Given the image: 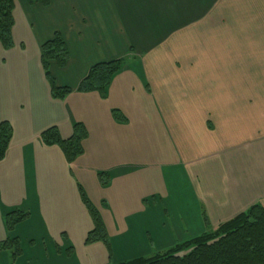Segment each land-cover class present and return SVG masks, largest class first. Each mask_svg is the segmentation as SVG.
<instances>
[{"label": "crops", "instance_id": "0c3cea01", "mask_svg": "<svg viewBox=\"0 0 264 264\" xmlns=\"http://www.w3.org/2000/svg\"><path fill=\"white\" fill-rule=\"evenodd\" d=\"M0 47V264H115L164 254L254 204L264 208V0H15ZM68 51L49 72L72 92L53 99L41 46ZM123 60L104 95L77 92L89 69ZM82 125L68 163L41 133ZM81 195L108 241L93 229ZM29 214L12 231L5 215Z\"/></svg>", "mask_w": 264, "mask_h": 264}, {"label": "trees", "instance_id": "16d2710c", "mask_svg": "<svg viewBox=\"0 0 264 264\" xmlns=\"http://www.w3.org/2000/svg\"><path fill=\"white\" fill-rule=\"evenodd\" d=\"M48 6L49 0H28ZM15 0H0V47H12L13 10ZM68 59L66 45L59 34L41 46V66L50 86L53 99L63 100L72 91L57 87L49 72L50 62L63 68ZM123 60L98 63L92 66L87 76L79 83L77 92H96L104 95L112 76L119 71ZM12 128L8 122L0 123V161L8 148ZM86 131L82 125H75L73 134L62 139L57 128L52 127L41 133L46 146H58L68 163L75 161L83 153L82 142ZM81 200L92 220L93 229L87 234L85 244L102 242L109 249L104 226L97 211L81 195ZM29 214L18 210L5 215L4 223L8 231L28 219ZM0 249L12 250V258L21 254L16 238L0 243ZM115 264H264V208L254 204L234 219L221 224L213 233L202 234L188 242L175 246L170 251L149 259L137 258Z\"/></svg>", "mask_w": 264, "mask_h": 264}, {"label": "rangeland", "instance_id": "374dc122", "mask_svg": "<svg viewBox=\"0 0 264 264\" xmlns=\"http://www.w3.org/2000/svg\"><path fill=\"white\" fill-rule=\"evenodd\" d=\"M212 233H213V232H212ZM206 234H209V233H206ZM8 251H11V253H12L13 249H12V250H8ZM15 259H16V258H15ZM15 259H12V262H13Z\"/></svg>", "mask_w": 264, "mask_h": 264}]
</instances>
